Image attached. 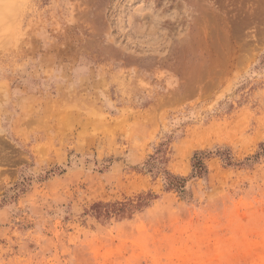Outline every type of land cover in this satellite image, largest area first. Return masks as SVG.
Here are the masks:
<instances>
[{"label": "rangeland", "instance_id": "obj_1", "mask_svg": "<svg viewBox=\"0 0 264 264\" xmlns=\"http://www.w3.org/2000/svg\"><path fill=\"white\" fill-rule=\"evenodd\" d=\"M262 143L264 0H0V264H264Z\"/></svg>", "mask_w": 264, "mask_h": 264}, {"label": "trees", "instance_id": "obj_2", "mask_svg": "<svg viewBox=\"0 0 264 264\" xmlns=\"http://www.w3.org/2000/svg\"><path fill=\"white\" fill-rule=\"evenodd\" d=\"M212 154L213 152L211 151H200V152L195 153L193 163H192V166H193L192 176H202L203 177L208 173V169L204 162V159L207 157H210ZM216 154L221 156L227 165L234 164L229 154L224 156V154H221L219 151L216 152ZM263 155H264V143L261 144L260 150L254 156L247 158V161H251V160L255 161ZM151 159L153 160L152 163L150 161H147L146 163L148 170H153L155 168V169H158L160 172H163L166 178V182L170 187L177 188L178 190H181V191L183 188H185L188 178L176 176L172 174L171 172L167 171L162 166H158V161L162 162L161 158L152 156Z\"/></svg>", "mask_w": 264, "mask_h": 264}]
</instances>
